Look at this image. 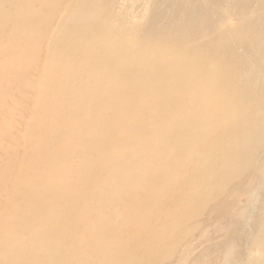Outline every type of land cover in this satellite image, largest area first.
<instances>
[{
	"label": "bare ground",
	"instance_id": "bare-ground-1",
	"mask_svg": "<svg viewBox=\"0 0 264 264\" xmlns=\"http://www.w3.org/2000/svg\"><path fill=\"white\" fill-rule=\"evenodd\" d=\"M262 165L264 0H0V264H163Z\"/></svg>",
	"mask_w": 264,
	"mask_h": 264
},
{
	"label": "rangeland",
	"instance_id": "rangeland-1",
	"mask_svg": "<svg viewBox=\"0 0 264 264\" xmlns=\"http://www.w3.org/2000/svg\"><path fill=\"white\" fill-rule=\"evenodd\" d=\"M259 169L237 183L241 187L235 199L221 202L215 217L194 231L163 264H246L264 219V179H259Z\"/></svg>",
	"mask_w": 264,
	"mask_h": 264
}]
</instances>
